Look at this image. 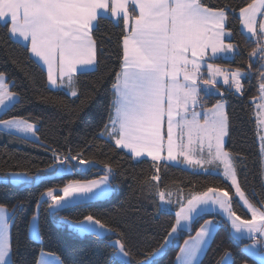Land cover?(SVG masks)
I'll use <instances>...</instances> for the list:
<instances>
[{
    "label": "snow or ice",
    "instance_id": "6c2138e0",
    "mask_svg": "<svg viewBox=\"0 0 264 264\" xmlns=\"http://www.w3.org/2000/svg\"><path fill=\"white\" fill-rule=\"evenodd\" d=\"M230 11L235 12V8L227 2L214 8L204 0H0V26L7 28L6 39L24 47L42 63L50 88H65L72 97L78 96L77 74L95 71L99 64L94 39L99 21L109 19L118 25L122 20L119 67L114 70L111 83L108 121L99 137L132 160L150 157L157 173L161 161H170L186 164L194 171L199 169L205 175H222L251 213V219L236 214L230 190L208 187L193 192L187 204L179 201L175 223L163 242L137 264H155L154 257L171 243L172 236L188 226L182 222H194L217 209L225 223H230L237 239L253 241L244 251L264 264V251H260L264 246V203L258 207L246 197L238 183L235 158L225 150V102L218 99L210 108L204 107L212 95L223 97L219 77L230 89L243 93L244 70L223 69L208 62L236 52V45L225 43V38L232 36L226 27ZM258 14L262 17L259 20ZM239 22L257 41L248 56L250 61L257 56L258 60L255 65L249 63L248 71L256 67L260 99L264 100V0H251L239 7ZM18 102L19 94L12 90L6 73L0 72V112L6 114ZM256 108L257 126H264V103H257ZM37 130L36 125L20 116L0 119V131L9 135L22 134L23 139L38 140ZM260 140L264 157V136ZM51 151L53 162L43 173L54 177L71 174L78 165L93 163L82 159L79 152L72 155L70 150ZM103 168L104 175L99 179L68 181L60 190L63 195L47 189L36 203L37 210L43 196L50 198L48 209L54 217L71 206L106 200L114 191V168L111 163H104ZM45 178L39 171L35 175L27 170L11 171L4 173L0 182L28 186ZM150 179L158 180L159 176L154 174ZM158 195L163 203H172L170 198L166 200L164 191L158 190ZM22 209V203L11 207L0 204V264H13L10 229ZM59 222L78 236L116 235L117 239L109 240L112 255L120 258V264H132L123 235L93 214L74 221L61 216ZM216 226L215 220H205L196 235L184 241L176 261L199 264V256L213 238ZM28 230L30 239L41 240L38 211L28 221ZM49 255L52 254L41 252L44 258L36 264H63L59 257L47 259ZM217 264H233L231 254L225 252Z\"/></svg>",
    "mask_w": 264,
    "mask_h": 264
},
{
    "label": "trees",
    "instance_id": "16d2710c",
    "mask_svg": "<svg viewBox=\"0 0 264 264\" xmlns=\"http://www.w3.org/2000/svg\"><path fill=\"white\" fill-rule=\"evenodd\" d=\"M226 2L235 8V12H229L226 27L232 36L225 41L236 45V52L232 58H217L208 62L224 69L235 70L239 67L244 70L246 75L241 80L243 93L238 95L223 84H218L223 97L212 95L204 107L210 108L218 99L225 102L228 116L225 150L235 158L238 183L246 197L259 207L264 203L263 165L255 117V103L260 97L259 79L255 66L248 71L249 63L255 65L258 60L257 56L250 61L248 56L257 41L242 33L239 22V7L251 0H204L207 6L214 8ZM122 27V20L118 25L109 19L99 21L94 31L99 64L95 71L77 74L78 96L72 97L62 89H51L43 68L24 47L7 40V28L0 26V72L6 73L12 90L19 94V102L6 114L2 112L0 119L20 116L38 129V140L23 139L20 135L0 131V176L24 170L32 175L38 171L44 175L43 170L53 162L51 149L57 153H68L70 150L72 155L79 152L82 159L93 162L87 171H82L78 165L71 174L48 176L28 186L0 182V204L9 207L23 204L10 229L13 264H36L41 252L59 257L63 264H120L109 246V240L118 238L116 235L78 236L59 222L61 216L74 221L88 214H93L123 235L126 250L130 253L129 259L137 264L147 253L159 247L175 223L174 212L160 210L156 196L158 190L179 191L188 199L193 192L221 187L230 190L232 208L236 214L242 219H250L231 185L220 175H205L163 161L159 163L157 173L151 159L132 160L123 151L115 149L114 144L99 137L100 130L108 121L111 83L114 70L119 67L117 57ZM104 163H111L114 168L112 196L62 209L56 217L49 212V202L43 200L38 209L41 240L30 239L28 221L36 213V203L42 193L50 188L62 189L70 180L98 179L104 175ZM72 164L77 165L78 162L72 161ZM154 174L159 176L157 182L150 179ZM208 218L218 220L219 225L199 264H217L225 252L231 254L233 264H259L244 251V246L252 240L235 238L218 214H204L195 219L189 231L180 233V243L195 235ZM179 249L180 244L168 246L163 255L154 258L155 264H176Z\"/></svg>",
    "mask_w": 264,
    "mask_h": 264
},
{
    "label": "rangeland",
    "instance_id": "374dc122",
    "mask_svg": "<svg viewBox=\"0 0 264 264\" xmlns=\"http://www.w3.org/2000/svg\"><path fill=\"white\" fill-rule=\"evenodd\" d=\"M224 69V68H223ZM234 71V70H233ZM219 81H221V82H223V85L225 86V87H227V88H229V86L228 85H226L225 83H224V80H223V78L222 77H219L218 78V82ZM218 84H221V83H218ZM230 89V88H229ZM231 90L232 91H234L235 92V89L234 88H231ZM236 94H238V95H240L241 93H237V92H235ZM258 101V100H257ZM258 103H264V100H261L260 99V97H259V101H258ZM256 105V104H255ZM257 109V108H256ZM199 110V109H198ZM2 112H0V114H1ZM16 135H20V136H22V134H16ZM30 139H32V138H30ZM226 140H227V136L225 137V142H226ZM142 158H146V159H151L150 157H147V156H145V157H142ZM141 159V158H140ZM163 162H166L167 163V161H163ZM91 166H93V164H89V165H79V168H81V169H83L84 171H87V170H89L90 169V167ZM177 166H180V167H182V168H185V169H188V170H191V171H194V170H192L188 165H186V164H181V163H178L177 164ZM220 171H222V170H220ZM195 172H202L201 170H199V169H197V170H195ZM46 177H48V176H52V174H44ZM222 178H224L222 175H220ZM0 177H2V176H0ZM99 179V178H98ZM225 179V178H224ZM156 182L158 181V180H155ZM230 185H231V182L229 181V180H226ZM57 192H59V194L60 195H63V192L62 191H60L61 189H55ZM159 191H164L165 192V198H166V200L167 199H171V201H172V203H170V204H165V203H163L161 200H160V198H159V195H158V191L156 192V196H157V199H158V202H159V207H160V210L161 209H167L166 211H172V212H174V213H176L178 210H179V208H180V203H179V201H183V203L184 204H187V200L188 199H190L191 198V196L188 198V199H185L184 198V195L181 193V192H179V191H172V190H170V191H166V190H159ZM233 191H234V195H235V190L233 189ZM113 193V192H112ZM171 194V196L169 197L168 196V194ZM112 196V194L110 195V197ZM109 197V198H110ZM236 198H237V200H238V202H239V204L243 207V209L249 214V216H250V219H251V213L250 212H248V210H247V208L243 205V202L242 201H240V198L239 197H237V196H235ZM41 200V199H40ZM43 200H47L49 203H50V198L49 197H47V196H43ZM38 210L36 209V212H37ZM206 214H218L219 216H221L220 214H219V209H217L216 210V212L215 213H206ZM202 215H204V214H202ZM201 215V216H202ZM222 217V216H221ZM223 218V217H222ZM224 219V218H223ZM206 220H215L216 222H217V226L219 225V222H218V220H216V219H214V218H208V219H206ZM225 220V219H224ZM182 223H187L188 224V226L187 227H185V228H183L182 230H179L176 234H174L173 236H172V238H171V243L168 245V246H171V245H178V244H180V247L181 246H183L184 245V241L185 240H189L191 237H194L195 235H196V233H195V235H192V236H190V237H187V238H185L181 243H180V241H179V235H180V233L182 232V231H189L190 230V228H191V224H192V222H182ZM202 224H204V222L202 223ZM228 224V226H229V228H230V231H231V233H232V235L234 236V237H236V234L234 233V231L233 230H231V225H230V223H227ZM217 226H216V228H217ZM215 228V229H216ZM215 229H214V231H215ZM85 236V235H84ZM102 237H104V236H102ZM209 242H210V240L208 241V243H207V245L205 246V248H204V251L200 254V256H199V261H200V259L202 258V256H203V254H204V252H205V250H206V248H207V246H208V244H209ZM253 243V241H251V242H249V243H247L245 246H244V249L246 248V246L247 245H251ZM167 246V247H168ZM167 247L158 255V256H156V257H160L161 255H163V253L165 252V250L167 249ZM179 251H180V249H179ZM260 251H264V246H262L261 248H260ZM179 253V252H178ZM247 253V252H246ZM248 254V253H247ZM249 255V254H248ZM251 256V255H250ZM56 256H54V255H49L48 256V258H50L51 260H54V258H55ZM156 257H154V258H156ZM251 257H253V256H251ZM254 259H256L255 257H253ZM115 259H117L119 262H120V258L119 257H116L115 256ZM257 261H258V259H256ZM132 264H134V263H132ZM176 264H179V262L178 261H176Z\"/></svg>",
    "mask_w": 264,
    "mask_h": 264
},
{
    "label": "crops",
    "instance_id": "0c3cea01",
    "mask_svg": "<svg viewBox=\"0 0 264 264\" xmlns=\"http://www.w3.org/2000/svg\"><path fill=\"white\" fill-rule=\"evenodd\" d=\"M262 17H260L259 16V14L257 15V19L259 20V19H261ZM240 29H241V31H242V33L245 35V36H247V37H252V35H251V33H248L247 32V30L246 29H244L243 28V25L242 24H240ZM226 38H228V37H226ZM225 38V39H226ZM225 43H229V42H226L225 41ZM235 54V53H234ZM234 54H231V55H229L228 57H225V59H229V58H232L233 56H234ZM33 58V57H32ZM42 68H43V70L46 72V69L43 67V65H42V63L41 62H39L36 58H33ZM204 69H205V73L207 74V68H206V66H204ZM46 78H47V75H46ZM218 83H221V84H223V82H221V81H219ZM52 89V88H51ZM62 90H64L65 92H67L68 93V90L67 89H65V88H61ZM70 95V94H69ZM71 96V95H70ZM259 101V100H258ZM258 101H256V103L255 104H257L258 103ZM256 112H257V109H256V105H255V117H256ZM256 121H257V119H256ZM257 128H258V142H259V147L261 146V140H260V137L261 136H264V126H260V127H258L257 126ZM260 153H261V151H260ZM262 157V156H261ZM167 163H169V164H173V165H177L178 163L177 162H170V161H167ZM262 165H263V168H264V157H262ZM263 180H264V173H263ZM236 238V237H235ZM44 257H41V254L39 255V258H38V260H40V259H43ZM47 259H49V260H51L50 258H48V256L46 257Z\"/></svg>",
    "mask_w": 264,
    "mask_h": 264
}]
</instances>
